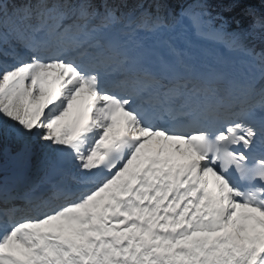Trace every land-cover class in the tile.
I'll return each mask as SVG.
<instances>
[{"label":"snow or ice","instance_id":"1","mask_svg":"<svg viewBox=\"0 0 264 264\" xmlns=\"http://www.w3.org/2000/svg\"><path fill=\"white\" fill-rule=\"evenodd\" d=\"M0 264H264V0H0Z\"/></svg>","mask_w":264,"mask_h":264},{"label":"rangeland","instance_id":"2","mask_svg":"<svg viewBox=\"0 0 264 264\" xmlns=\"http://www.w3.org/2000/svg\"><path fill=\"white\" fill-rule=\"evenodd\" d=\"M198 46L205 50V58L226 62L229 63L232 58L240 57L238 61L240 66L239 71H243V74H252V73H260L258 67H255L252 62H250L247 58H244L239 55L231 54L227 51V49L223 48L221 45H216L211 42H199ZM246 68L245 70H243ZM247 72V73H246ZM73 109H70L66 119H71L75 115V106L73 104Z\"/></svg>","mask_w":264,"mask_h":264},{"label":"trees","instance_id":"3","mask_svg":"<svg viewBox=\"0 0 264 264\" xmlns=\"http://www.w3.org/2000/svg\"><path fill=\"white\" fill-rule=\"evenodd\" d=\"M227 15V14H226ZM248 20L245 18L244 20H242V27H247V25H248ZM232 27L234 28L235 27V25L233 24L232 25ZM253 43H255V46L257 47V50H259V48H260V44H259V42H256V41H254Z\"/></svg>","mask_w":264,"mask_h":264},{"label":"bare ground","instance_id":"4","mask_svg":"<svg viewBox=\"0 0 264 264\" xmlns=\"http://www.w3.org/2000/svg\"><path fill=\"white\" fill-rule=\"evenodd\" d=\"M77 103H78V101H74V106H76ZM73 108H74V107H73ZM73 108H72V109H73Z\"/></svg>","mask_w":264,"mask_h":264}]
</instances>
